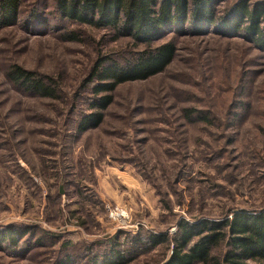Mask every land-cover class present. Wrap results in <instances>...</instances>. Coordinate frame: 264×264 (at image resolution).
Masks as SVG:
<instances>
[{"label":"rangeland","instance_id":"1","mask_svg":"<svg viewBox=\"0 0 264 264\" xmlns=\"http://www.w3.org/2000/svg\"><path fill=\"white\" fill-rule=\"evenodd\" d=\"M56 4L19 0L14 23L0 28V229H29L0 246V264H89L138 237L125 264H162L181 220L264 211V47L244 32L164 30L155 44L173 42L171 64L118 86L102 123L79 132L97 60L143 46L67 21ZM13 64L55 79L59 98L18 90L5 77ZM188 109L214 122L189 121ZM159 235L170 241L146 245Z\"/></svg>","mask_w":264,"mask_h":264},{"label":"trees","instance_id":"2","mask_svg":"<svg viewBox=\"0 0 264 264\" xmlns=\"http://www.w3.org/2000/svg\"><path fill=\"white\" fill-rule=\"evenodd\" d=\"M219 1L222 0H57L56 11L63 19L106 28L116 38L126 36L143 46L126 60L115 62L105 56L97 60L83 85L92 84L90 111L81 116L78 131L96 129L102 123V111L112 103V93L118 86L147 80L171 64L175 56L173 42L155 44L164 30L177 27L199 31L214 27L224 30V34L244 32L254 44L264 47V2L253 8L251 0H236L222 15H217L214 5ZM18 8L19 0H0V28L14 23ZM5 77L18 90L32 96L55 100L61 94L55 79L16 64L8 67ZM185 117L205 125L214 122L213 114L195 109L186 110ZM28 230L0 229V246H17ZM144 238L132 239L134 245L128 250L113 243L108 253L94 254L89 264H125L133 247L142 246ZM168 241L166 235H159L146 241V245ZM170 244L171 254L162 264H264V211L232 212L230 218L220 221L181 220ZM69 263L66 257L54 264Z\"/></svg>","mask_w":264,"mask_h":264}]
</instances>
